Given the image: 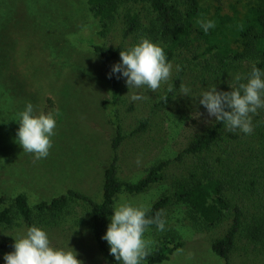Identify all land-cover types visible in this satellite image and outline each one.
<instances>
[{
    "label": "rangeland",
    "instance_id": "obj_1",
    "mask_svg": "<svg viewBox=\"0 0 264 264\" xmlns=\"http://www.w3.org/2000/svg\"><path fill=\"white\" fill-rule=\"evenodd\" d=\"M255 1L200 0L198 21L212 20L219 8L224 14L244 13ZM175 3L182 10L186 8L185 0ZM126 8L138 12L142 23V28L130 36H125L123 29ZM151 18L148 4L127 2L107 30L91 10L89 0H0V209L9 207L21 192L35 207L70 188L101 201L105 171L115 155L112 139L118 128L124 135L117 151L120 179L137 181L146 175L149 166L161 160L170 162L159 182L141 193L120 192L115 205L128 202L150 208L195 169L197 158L177 156L195 135L217 122L197 98L214 85L229 91L234 76L247 75L256 62L243 56L237 58L236 54L244 52L243 39L215 23L210 33L218 34L229 45L234 58L230 66L219 67L217 58L210 55L194 58L206 45L204 36L194 30L189 46L171 56L164 50L173 65L169 83L174 88L180 76V86L189 87L190 96L179 95V86L169 98L167 84H162L156 93L146 88L128 89L121 76V90L115 101L106 66L94 45L113 48L121 44L122 50H128L148 38L164 49L162 41L154 40L149 31ZM119 62L120 57L115 64ZM177 65L180 71H176ZM133 92L148 99L131 102ZM28 103L34 106L35 114L53 113L57 122L49 155L40 160L24 152L16 139L19 123L14 119ZM143 120H147L144 127ZM262 121L264 109L253 117L258 143L259 138L264 141L260 135ZM164 214L165 230L153 227L144 234L154 241L151 249L166 237L182 239L184 244L169 259L156 264H226L212 248V241L224 233L225 225L203 227L185 205L176 201L168 205ZM89 219L88 204L77 200L57 220L36 226L46 231L53 247L74 248L83 264H112L95 241ZM26 229L22 218L16 216L11 225H0V238L14 241ZM4 256L0 254V264H5ZM232 260L234 264H264V248L240 240Z\"/></svg>",
    "mask_w": 264,
    "mask_h": 264
},
{
    "label": "trees",
    "instance_id": "obj_2",
    "mask_svg": "<svg viewBox=\"0 0 264 264\" xmlns=\"http://www.w3.org/2000/svg\"><path fill=\"white\" fill-rule=\"evenodd\" d=\"M127 2L145 3L151 8L149 31L154 40L162 41L168 55L176 50L189 46L192 33L198 30L204 36L203 49L195 53L194 58L210 55L219 61V67L230 66L232 51L219 35H213L214 28L205 33L198 24L202 9L200 0H185L186 8L181 9L175 0H89L90 8L101 20L105 29L117 21L122 4ZM124 35L131 34L142 28L138 12L126 8L122 14ZM217 27L228 28L240 36L244 43V52L235 56L255 60L256 66L264 71V0H256L244 13H222L221 8L212 19ZM201 46V45H200ZM95 51L102 58L108 73L109 86L115 101L118 100L121 86L117 74L109 78L112 66L120 57L123 49L94 45ZM211 65V63H210ZM181 75V74H180ZM173 91L180 86L181 78H176ZM142 124L146 126L147 120ZM264 121L260 131L264 139ZM140 130V129H138ZM124 140L121 128L112 139L115 155L105 171L103 199L96 201L84 192L70 188L65 194L42 201L35 207L29 204L26 193L16 195L11 205L0 209V225H11L16 216L22 218L27 227L38 225L44 221L57 220L77 200H83L90 208L89 227L104 257L112 264L117 262L110 255V248L102 236L107 230L109 219L115 207L117 195L126 191L131 194L146 191L152 184L159 182L164 176V169L170 160H161L147 169L144 177L137 181L122 180L118 176L119 148ZM194 157L198 165L189 172L187 178L176 184L175 188L157 199L150 207L149 216L163 210L173 201L187 207L193 217L203 227L225 225L224 233L212 241L213 250L223 257L226 264H234L232 253L238 241L247 240L264 248V141L255 131L252 134L228 132L222 123L214 125L198 133L177 156V159ZM165 219V214L163 216ZM156 227L155 225L149 228ZM182 239L164 238L155 248L151 249L142 264H156L167 260L170 255L183 246ZM14 241L0 238V254L5 255L14 250Z\"/></svg>",
    "mask_w": 264,
    "mask_h": 264
},
{
    "label": "clouds",
    "instance_id": "obj_3",
    "mask_svg": "<svg viewBox=\"0 0 264 264\" xmlns=\"http://www.w3.org/2000/svg\"><path fill=\"white\" fill-rule=\"evenodd\" d=\"M198 23L205 33L215 27L213 20ZM119 55L120 62L112 66L109 78L113 74H117V79L124 77L128 89L146 88L156 93L162 84H167V90L173 91V85L169 83L173 65L167 60L162 46L142 38L128 50H121ZM176 71H180L179 65ZM233 79L229 91L218 90L214 85L200 94L198 103L204 106L209 117L222 123L226 131L239 130L250 135L254 131L253 117L264 109V71L253 64L247 75L238 73ZM190 91L182 84L179 95L190 96ZM129 99L135 102L148 97L133 92ZM14 120L19 123L16 139L23 151L33 154L36 160L47 158L57 126L54 114H35L34 106L28 103ZM150 211L148 206H134L128 202L115 205L102 239L107 241L110 255L117 262L141 264L150 254L154 241L145 238L146 230L155 225L157 230L163 231L166 225L163 210L153 216L148 215ZM13 248L5 254V264H83L74 248L53 247L46 231L35 225L27 227L24 235L14 237Z\"/></svg>",
    "mask_w": 264,
    "mask_h": 264
}]
</instances>
